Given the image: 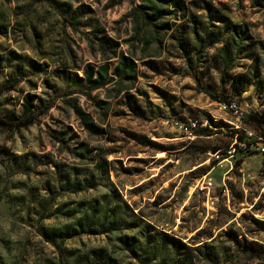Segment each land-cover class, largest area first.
Here are the masks:
<instances>
[{
  "label": "rangeland",
  "instance_id": "obj_1",
  "mask_svg": "<svg viewBox=\"0 0 264 264\" xmlns=\"http://www.w3.org/2000/svg\"><path fill=\"white\" fill-rule=\"evenodd\" d=\"M181 1L148 26L138 1L0 0V117L49 105L0 129V264H264L247 136L264 125V0ZM122 56L135 80L113 75ZM87 65L116 83L89 91Z\"/></svg>",
  "mask_w": 264,
  "mask_h": 264
},
{
  "label": "trees",
  "instance_id": "obj_2",
  "mask_svg": "<svg viewBox=\"0 0 264 264\" xmlns=\"http://www.w3.org/2000/svg\"><path fill=\"white\" fill-rule=\"evenodd\" d=\"M138 1L140 4L135 5L132 7L131 14L135 17L145 18L147 21V25H154L162 16H174L179 11L182 12V16L185 15L186 9L183 1L181 0H130V2ZM167 5L170 6V10ZM137 19V18H136ZM162 29L169 28L168 24H162L160 26ZM108 42V43H107ZM113 45L116 48V43L110 39L105 40L104 38L101 39L100 48L102 56H106L105 60H111L112 58L116 57V51H112V53L108 54L107 45ZM104 47V49H103ZM108 54V55H107ZM107 68V67H106ZM106 68L103 69L106 72ZM135 69L136 65L131 58L121 57L119 66H116V69L113 71V75L117 76L118 78H124L126 80H135ZM83 75L85 78V82L88 85L89 91H94L100 89L112 82L114 79L112 77L108 78L105 77L102 72L95 71L94 67L91 65H87L83 71ZM116 83V82H114ZM118 84L117 92H123L125 90H129V87H123ZM35 99L34 96L25 95L24 103L22 105L21 115L18 118H2L0 117V129L6 128L9 130L16 129V128H25L32 125L35 122L37 116L43 114L48 108L49 105H45L42 109L36 108L33 106V100ZM74 114L80 120L82 127L88 133L94 134H102L103 129L94 123V120L89 115H84L83 112L79 108L74 107ZM247 117V115H246ZM245 117V118H246ZM244 118V119H245ZM259 120V118H257ZM261 128V127H260ZM198 134L201 136H208L204 133L203 130L197 131ZM260 135L264 136V125L260 129ZM242 142V141H238ZM218 150H213V153ZM174 242L177 244H181L178 240L173 239Z\"/></svg>",
  "mask_w": 264,
  "mask_h": 264
},
{
  "label": "built area",
  "instance_id": "obj_3",
  "mask_svg": "<svg viewBox=\"0 0 264 264\" xmlns=\"http://www.w3.org/2000/svg\"><path fill=\"white\" fill-rule=\"evenodd\" d=\"M218 107L221 112L224 114H229L231 117L235 118L238 121L243 120L246 117V112H244L240 107L235 105L234 103H226L224 101L218 102ZM179 129H183L184 132L187 131L186 128H182L178 126ZM247 136L251 139L252 147L259 152L260 154H264V136L258 134L257 136H253L251 133H247Z\"/></svg>",
  "mask_w": 264,
  "mask_h": 264
}]
</instances>
